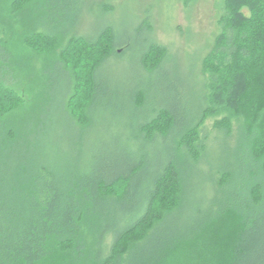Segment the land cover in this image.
Returning a JSON list of instances; mask_svg holds the SVG:
<instances>
[{"label": "trees", "instance_id": "obj_1", "mask_svg": "<svg viewBox=\"0 0 264 264\" xmlns=\"http://www.w3.org/2000/svg\"><path fill=\"white\" fill-rule=\"evenodd\" d=\"M42 1L33 7L49 19L68 12L59 0ZM112 1H101L104 12ZM32 2L0 0L11 3L18 21ZM220 4L222 34L210 55L218 74L210 71L213 92L191 113L180 108L177 82L163 69L169 52L154 40L140 47L138 63L146 74L164 71L166 96L147 103L151 81L141 80L124 109L104 101L114 94L101 72L118 46H129L118 42L113 25L93 36L29 29L24 40L37 52L61 50L66 119L78 99L87 110L80 129L106 118L98 142L86 156L78 149L76 159L55 140L48 106L27 107L7 85L11 62L0 59V264H264V0ZM145 25L152 24L145 19L139 27ZM220 110L245 116L234 159L199 173L209 151L202 124ZM125 112L126 123L119 116ZM214 127L229 139L228 117ZM155 144L163 152L150 156ZM198 173L215 186L212 196L191 197Z\"/></svg>", "mask_w": 264, "mask_h": 264}, {"label": "rangeland", "instance_id": "obj_2", "mask_svg": "<svg viewBox=\"0 0 264 264\" xmlns=\"http://www.w3.org/2000/svg\"><path fill=\"white\" fill-rule=\"evenodd\" d=\"M33 1L30 3L31 6L25 5V9L19 11V21L16 14L11 12L12 2L9 5L0 3V59L6 56L4 59L6 67L11 62L5 80L7 85L24 96L28 103L27 107L29 105L42 107L43 104L48 106V123L54 129L55 140L60 145L67 146V151H73L71 156L75 159L79 154L78 149L84 150L86 156L88 147L91 148L93 143L98 142L106 118L103 120L101 114L91 128L84 131L80 129L87 124L85 118L81 117L87 115V110L82 109V104L79 106L78 99V103L75 104L76 113L74 114L70 109L73 118L68 114L69 121L66 119V113L61 106L65 94H63L66 83L64 78L67 79V74L58 63L61 50L57 49L55 53L48 50L37 52L24 40L29 29L36 28L37 32H42L43 29L37 27L46 25L45 29L51 32L69 30L79 35L93 36L102 27L113 25L118 32V42H128L129 46H118L107 59L108 62L101 72L108 92L114 94L112 96L107 92L108 95L104 97L105 103H109L110 107L120 106L127 109L128 105L125 103L128 100V93L134 90L141 80L151 81L148 82L151 89L148 90L147 103L151 99L162 100L166 96V91L163 92L160 86L164 71L173 75L177 82L180 95L176 96V99L183 112L187 113L192 108H197L204 102L203 96L206 98L213 92L211 72L218 73L211 67L213 62L218 60L210 55L215 49L218 37L222 34L221 19L224 13L223 5H219L222 0H114L113 9L109 13L104 12L100 5L101 1L105 0H76L77 3L75 0H59L61 7H68V12L60 16L53 13L55 15L52 19H49V15L43 11L45 9H35L36 5L38 7L44 1ZM243 12L248 17L252 13L247 6L243 8ZM145 19L147 23L152 24L151 28H147L146 25L139 27ZM150 40L163 45V51L165 52L166 49V52H169L163 63L164 71L160 74H146L141 71L138 63L140 47ZM69 79L72 80L69 82L73 87L75 78L69 76ZM73 92L74 89L70 93L74 94ZM65 109L68 110L67 106ZM119 116L121 122H127L126 112ZM85 117L87 119V116ZM224 117H228L231 122L229 139L224 138L214 127L215 122ZM244 124L245 116L234 115L228 110H220L205 119L201 135L209 145L208 162L202 160L198 164L199 173L205 172L210 165H218L234 159L235 141L237 142L236 139L239 138L240 129ZM163 147V145L158 147L157 144L149 145L147 151L150 156H155V152L162 151ZM199 173L189 186L191 197L197 195L200 198L203 194L212 196L216 191L215 186L204 180L205 177L201 176L202 179ZM227 232L229 231L219 233L222 235Z\"/></svg>", "mask_w": 264, "mask_h": 264}]
</instances>
